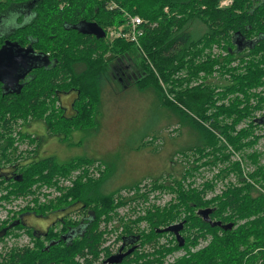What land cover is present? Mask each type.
Masks as SVG:
<instances>
[{
	"label": "trees",
	"instance_id": "16d2710c",
	"mask_svg": "<svg viewBox=\"0 0 264 264\" xmlns=\"http://www.w3.org/2000/svg\"><path fill=\"white\" fill-rule=\"evenodd\" d=\"M224 1L0 0V26L16 16L15 27L0 36V49L10 40L22 47L31 46L50 60L13 93L6 92L0 83L2 158L10 150V154L19 152L17 139L37 141L21 129L33 120L45 121L50 135L62 140H68L76 130L93 129L100 115L102 92L113 79L124 84L121 67L127 64L136 71L133 79L139 89L153 88L162 106L171 107L202 136L205 143L194 149L198 151L197 161L207 159L205 165L211 166L229 163L219 171L223 177L238 173L236 184L229 182L219 197L210 199L207 193L215 183L207 181L187 189L180 180L167 184L155 180L149 192L169 191L176 196L168 205L146 209V214L136 219L120 218L118 240L124 242L133 236L140 244L136 253L121 264H165L167 255L179 251L187 255L174 264H264V151L256 149L264 135L257 132L264 115L256 117L258 110H264V0H231L227 6L222 5ZM127 14L156 24L155 28L146 25L142 51L123 38L109 39V29L126 27ZM180 71H187L183 83L189 91L171 98L175 89L168 90L167 86ZM202 73L204 78L219 73L223 84L218 86L210 79L204 86L203 82L202 86L194 84ZM73 91L77 92L75 115L69 117L55 106L62 94ZM249 149L251 153L242 154ZM236 154L241 155L233 161L231 156ZM11 157L3 165L0 161V169L5 165L12 169L0 176V188L6 185L7 199L12 195L24 197L37 184L51 185L55 178L95 161L77 157L59 162L49 156L23 165ZM248 160L250 167L246 168ZM107 182L105 174L87 181L80 178L56 202L21 210V215L42 216L73 210L82 220L72 223L61 218L60 233L54 232V226L43 235L31 231L35 247L13 249L0 264H94L104 250V231L100 229L104 218L108 222L115 215L119 217L121 207L148 198L147 193H140L141 184L130 189L137 190L136 197H123L105 192ZM204 209L212 210L211 220H218L213 222L233 223L234 228L212 227L200 214ZM143 222L147 228L138 226ZM182 222L185 233L181 235L187 242L184 247L173 233L158 232ZM14 229L30 232L19 221L5 235ZM170 238L176 245L161 246L147 261L151 254L147 247ZM210 238L208 246L192 253L191 248ZM107 256V260L112 257L109 251Z\"/></svg>",
	"mask_w": 264,
	"mask_h": 264
},
{
	"label": "rangeland",
	"instance_id": "374dc122",
	"mask_svg": "<svg viewBox=\"0 0 264 264\" xmlns=\"http://www.w3.org/2000/svg\"><path fill=\"white\" fill-rule=\"evenodd\" d=\"M15 17V14H13V17L9 20L6 19L4 25L0 26V36L7 34L15 27ZM111 38L112 40L115 39L109 36V39ZM140 50L142 51V48ZM137 62L139 65V61ZM216 69L218 70V67ZM133 71L136 73L135 70ZM186 72L180 71L172 77L170 85L167 86L168 90L171 88L175 89L170 94L171 98L177 99L176 94L178 92L189 91V89L186 90V84L183 83ZM120 75L122 77V73ZM204 76V73H202L194 84L204 86L209 79V81L218 86L223 84V78L219 73H215L208 78H204ZM123 77L124 84H119L116 79H113V82L102 92L100 115L97 119V125L93 129L76 130L68 140H62L60 139L61 137L50 135L45 121H30L22 125L21 129L26 132L30 139H37V141L29 143L28 138L24 142H20L17 139L15 145L17 143L19 152L10 154V150L7 152L6 158H2V147H0L2 165L7 159H10L11 155V158H16L19 163L31 162L35 158L40 160L49 156L56 157L59 162H67L77 157H89L95 159V161L87 166L89 168L99 166L101 176L103 174L108 176L105 192H114L118 195H125L135 186L152 184L155 180L165 184L180 180L183 181V185L187 189L191 186H202L208 181L207 183H215L214 189L209 190L207 193V199H210L214 196L219 197L229 182L237 183V172L233 171L230 176L226 177H223L224 173L219 174L220 170L230 166L229 163L211 166L205 165L207 159L196 160L199 155H197L198 151L194 149L199 145L203 146L205 143L204 139L171 107L162 106L158 94L153 88L141 90L134 83L136 79ZM137 78L140 77L138 76ZM202 82L203 84L201 85ZM76 99V91L61 95L55 107L63 109L67 116L75 115L74 110L76 107H74V103ZM221 103L219 102V104ZM180 104L178 103V105ZM261 115H264V110H258L256 113V117ZM259 126L257 132L263 135L264 123L259 124ZM34 148H36L35 153H33ZM252 149L245 150L242 154L251 153ZM256 149L261 152L264 151V135L256 145ZM240 155L231 156L232 160H237ZM262 160L264 163V157ZM196 165L200 167L198 169H190ZM247 167H250L249 160ZM11 171L10 165H5L0 169V176L6 175ZM72 175L73 172L65 176L61 175V177L70 178ZM217 175L219 176L216 177ZM61 191L62 198L68 190L62 189ZM159 192L157 203L160 207L168 205V202L176 196L169 191ZM7 195L8 191L5 185L0 188V248H3L1 255L6 252L7 247L10 248L11 244L13 246L24 244L27 240L26 237H31L32 230L30 227L44 234L49 228L54 226V232L60 233L63 227L59 222L61 218H66L72 223L80 220V218H74L77 214L74 215L75 212L73 210H70L73 212H52L45 216L41 214L38 216L32 214L30 217L28 214L21 215L19 209L12 208L21 199L14 195L8 199L4 198ZM59 199L50 200L47 204L56 202ZM44 205H38L37 208ZM19 221L27 223L28 225L26 226H29L28 228L31 231L14 229L5 235ZM140 227L147 228L148 226L144 223ZM31 241L35 247V240L31 239ZM210 242L206 245L203 242L199 243L198 246L191 248L192 253L204 249ZM177 258L178 255L176 260Z\"/></svg>",
	"mask_w": 264,
	"mask_h": 264
},
{
	"label": "built area",
	"instance_id": "2783aa9c",
	"mask_svg": "<svg viewBox=\"0 0 264 264\" xmlns=\"http://www.w3.org/2000/svg\"><path fill=\"white\" fill-rule=\"evenodd\" d=\"M231 0H226L223 2L222 5L227 6L231 4ZM127 25L122 26L119 29H109L108 30V35L113 38H123L131 43H134L138 47L141 48V39L145 35V29L146 25L148 26H153L154 28L156 27V24L151 25L147 20L140 16H133L131 14H127ZM112 39V38H111ZM216 53H218V50H216ZM73 175L70 178H64V177H57L53 181L51 185L47 184H37L36 186L33 187L32 192L24 197H19L21 199L20 202L15 203L13 205V209H19V211L29 208L30 210H34L37 208L38 205H44L47 204L50 200H55L61 198L62 195V189H72L75 185V182L82 178L83 181H87L88 179H95V178H100L101 176V171L99 169V166H94L92 168H89L88 166L82 167L80 169L72 171ZM151 184H144L140 186V193H147L148 198L147 200H142L139 199L137 202L141 203H129L128 205L121 207L118 209V216H114L111 220L108 222L103 220V222L100 225V229L104 231V242H103V251L100 253L97 261L94 264H110L108 260L106 259L107 256V251L110 252V256L118 254V251L123 244L122 240H118V236L121 232V221L120 218H124L125 221L128 219H136L138 216H142L146 214V209H154V207H160V205L157 203V197L159 195V191H151L149 192V188ZM137 190H131L125 195H122L123 197H136L137 196ZM171 201V200H170ZM135 206L137 209L135 210ZM76 215V214H74ZM75 219H81L80 216H75ZM79 221V220H76ZM143 223L138 224L140 227ZM146 225V223H145ZM120 227L121 229L119 231H116V228ZM141 228V227H140ZM25 235V233L23 232ZM27 240L24 244L19 245L17 244L16 246H13L11 244L10 248H6V252L2 254V249L0 248V258L2 259L4 256H6L7 253H9L11 250L16 249V248H34L32 244V240H34L32 237H26ZM12 241V240H8ZM17 241V240H13ZM176 245V242L173 240V238L170 239H162L160 240L159 243H155L154 245L148 246L147 249L151 253L150 256L148 257V260H152L154 258L153 254L160 249L161 246H166L168 248H173ZM178 255V259L184 257L187 255L186 251H179V252H173L167 255L165 258V264H174L177 260L176 257ZM91 257V256H90ZM0 259V261H1ZM77 260L83 262V258L78 257ZM107 260V261H106ZM141 263H143L141 261ZM135 264V263H134ZM154 264H160V263H154Z\"/></svg>",
	"mask_w": 264,
	"mask_h": 264
},
{
	"label": "water",
	"instance_id": "95a60500",
	"mask_svg": "<svg viewBox=\"0 0 264 264\" xmlns=\"http://www.w3.org/2000/svg\"><path fill=\"white\" fill-rule=\"evenodd\" d=\"M105 36V34H104ZM50 60L42 53H38L31 46L22 47L17 42L6 40L5 44L0 49V83L3 84L5 91L15 92L22 88L21 82L24 81L28 75L42 68L48 66ZM211 209H204L201 211V216L204 220L209 223L212 227H220L224 230H232L234 224H222V222H213L209 219ZM184 223L171 225L167 228L161 229L160 233H174L177 237L180 247H184L185 239L181 235ZM67 240V237L64 238ZM51 243L50 245H54ZM134 249L129 250L124 254L113 255L108 262L110 264H121L125 257L131 255Z\"/></svg>",
	"mask_w": 264,
	"mask_h": 264
},
{
	"label": "flooded vegetation",
	"instance_id": "af4514ba",
	"mask_svg": "<svg viewBox=\"0 0 264 264\" xmlns=\"http://www.w3.org/2000/svg\"><path fill=\"white\" fill-rule=\"evenodd\" d=\"M121 69H122V73H123V75L125 76V78H127V79H133V77L135 76V72L133 71V69H132V67H130L129 65H122V67H121ZM123 70H124V72H123ZM32 73V72H31ZM30 73V74H31ZM29 74V75H30ZM28 75V76H29ZM26 80V79H25ZM74 92V91H73ZM69 93H71V92H69ZM69 93H66V94H62V95H67V94H69ZM61 98V97H60ZM72 116H74V115H71V116H69V117H72ZM28 163V162H27ZM27 163H24L23 162V165L24 164H27ZM28 216L30 217V216H32V213L31 214H28ZM35 216H38V215H35ZM209 219H211V215L209 216ZM212 221V220H211ZM213 221H218V220H213ZM23 222V221H22ZM182 223H184V225H185V222H182ZM23 224L24 225H28L27 223H24L23 222ZM180 224V223H179ZM29 227V226H28ZM30 229L32 230V232L33 233H38V234H41V232H37V230H34L32 227H30ZM184 229H185V226L183 227V230L181 231V234L183 233H185L184 232ZM30 230V231H31ZM47 232V231H46ZM44 234H46V233H44ZM182 234V235H183ZM41 235H43V234H41ZM173 236L174 237H176V235L173 233ZM184 236V235H183ZM212 239V238H211ZM211 239H208V240H203L202 239V241L201 242H203V243H205V245L206 244H208L210 241H211ZM63 242H66V240L65 239H63L62 240ZM187 244V242H186V240H185V245ZM184 245V246H185ZM140 246V244H139V242H138V240L136 239V238H134L133 236L131 237V238H129V239H127V240H124V242H123V244L121 245V247H120V249H119V251H118V254H124V253H126V252H128L129 250H131V249H134V252L132 253V255H129V256H127V257H125V259H128V257H132L135 253H136V251H137V249H138V247ZM206 247V246H205ZM124 259V260H125ZM124 260H123V262H124Z\"/></svg>",
	"mask_w": 264,
	"mask_h": 264
}]
</instances>
